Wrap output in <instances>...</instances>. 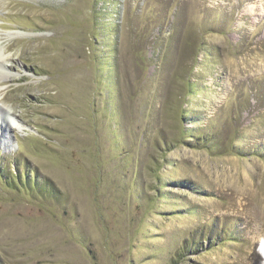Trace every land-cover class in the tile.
I'll use <instances>...</instances> for the list:
<instances>
[{"label": "rangeland", "instance_id": "rangeland-1", "mask_svg": "<svg viewBox=\"0 0 264 264\" xmlns=\"http://www.w3.org/2000/svg\"><path fill=\"white\" fill-rule=\"evenodd\" d=\"M0 48V264H264V0H0Z\"/></svg>", "mask_w": 264, "mask_h": 264}, {"label": "bare ground", "instance_id": "bare-ground-1", "mask_svg": "<svg viewBox=\"0 0 264 264\" xmlns=\"http://www.w3.org/2000/svg\"><path fill=\"white\" fill-rule=\"evenodd\" d=\"M250 4V3H249ZM253 4V3H252ZM253 5H251L252 7ZM252 10V9H251ZM5 66V56L4 53L1 52V48H0V67H4Z\"/></svg>", "mask_w": 264, "mask_h": 264}]
</instances>
